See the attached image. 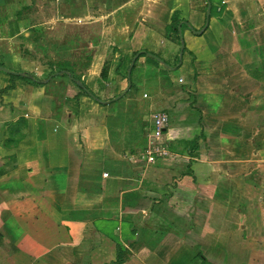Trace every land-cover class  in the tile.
I'll list each match as a JSON object with an SVG mask.
<instances>
[{
    "label": "crops",
    "instance_id": "obj_1",
    "mask_svg": "<svg viewBox=\"0 0 264 264\" xmlns=\"http://www.w3.org/2000/svg\"><path fill=\"white\" fill-rule=\"evenodd\" d=\"M35 1L0 0V66L43 81L0 69V264H264V0H62L51 26Z\"/></svg>",
    "mask_w": 264,
    "mask_h": 264
},
{
    "label": "rangeland",
    "instance_id": "obj_2",
    "mask_svg": "<svg viewBox=\"0 0 264 264\" xmlns=\"http://www.w3.org/2000/svg\"><path fill=\"white\" fill-rule=\"evenodd\" d=\"M28 2H30L31 0H27ZM51 1H54V0H51ZM36 3H33L34 4V6H33V9L32 10H27V11H25V15H27V16H29V17H35V19L36 20H43L44 22L45 21H48V23H51L52 22V19L56 16V14H57V10H58V14H57V18H54L53 19V23H51V24H49L50 26L51 25H56V22L57 21H61L62 20V18H60L61 16L59 15V14H64V12H62L61 11V9H62V5H64V3L62 2V0H60V1H58V2H60V4H57V3H53V4H49V5H47V2H48V0H36L35 1ZM91 12H93L92 13V15L95 13L94 12V10H91ZM90 14V13H89ZM59 15V16H58ZM61 19V20H59V18ZM90 19H88L87 21H89ZM49 21H51V22H49ZM68 21V20H67ZM70 21H72V20H70ZM46 26H48V25H46ZM110 32V34H111V29H107V28H103V33H105V34H107V32ZM114 31V30H113ZM115 32V35L114 36H117L118 35V31L117 30H115L114 31ZM121 33V32H120ZM119 33V34H120ZM125 33H126V31H125ZM122 34V33H121ZM44 38H46V37H44ZM72 41L74 42V43H79L78 42V40H73L72 39ZM39 43H40V48L41 49H47V47L45 46V45H43L42 44V42L40 41V39H39ZM58 49H63V45L61 46V47H58ZM71 54H73V53H71ZM97 53H95V55H96ZM88 55H90V54H88ZM2 57H4L3 59H0V61L2 62V64H5V65H10V63H9V58H8V56H7V54H3V56ZM72 64L74 65V67L73 66H69L68 64H66V62L65 63H61V65L63 66V68L64 69H68V70H70V71H73V69L75 68V67H77V64H78V62H76V61H72ZM68 70H67V72H68ZM76 70V69H75ZM12 71H14V70H12ZM65 71V70H64ZM59 72H61V71H59ZM63 72V71H62ZM183 72L181 71V70H176L175 71V74L178 76V75H180V74H182ZM56 74V73H55ZM69 77V76H68ZM69 78H71V77H69ZM46 79H48V78H46ZM71 80H72V78H71ZM77 89H79L78 87L76 88V90ZM140 91V90H139ZM147 92V94H148V98L146 99V98H144L145 96H144V92H142V91H140V94L142 95V98L143 99H146V100H150L151 99V97H155V93L156 92H154L153 90L150 92V91H146ZM86 96V95H85ZM106 96V95H105ZM91 97V96H90ZM92 99H93V97H91ZM94 100V99H93ZM117 102V101H116Z\"/></svg>",
    "mask_w": 264,
    "mask_h": 264
},
{
    "label": "built area",
    "instance_id": "obj_3",
    "mask_svg": "<svg viewBox=\"0 0 264 264\" xmlns=\"http://www.w3.org/2000/svg\"><path fill=\"white\" fill-rule=\"evenodd\" d=\"M183 81V79H180ZM148 94H145L147 97ZM152 126L148 131V143L145 150L140 154V158L148 164H154L158 160L170 154L168 145L164 139L165 130L169 125L170 117L167 112H155L152 115ZM104 176H109L104 173Z\"/></svg>",
    "mask_w": 264,
    "mask_h": 264
},
{
    "label": "trees",
    "instance_id": "obj_4",
    "mask_svg": "<svg viewBox=\"0 0 264 264\" xmlns=\"http://www.w3.org/2000/svg\"><path fill=\"white\" fill-rule=\"evenodd\" d=\"M66 1H68V0H66ZM175 19H177V17L175 16V17H173V21H175ZM171 28H173V27H170V30H173V29H171ZM175 31L176 32H179L178 31V29H175ZM107 66L105 65L104 66V73H106L107 72ZM64 69V68H63ZM133 69V68H132ZM67 70L68 69H66V71L64 72L63 70H60V71H63L64 72V74L66 73L69 77H71L72 78V82L79 88V90L81 91V92H79V96L80 95H86V96H91V97H93V99L95 100V101H101V98L99 97V96H97V95H95L94 93H93V91L84 83V81L81 79V77L80 76H78L76 73H74V72H72V71H70V70H68V72H67ZM11 76L12 77H21V78H24V79H26L27 81H30V80H32V83H34V84H37V85H40V84H43V81L40 79V78H38L37 76H34L33 74H31L30 72H27V71H24V72H21V74H18V75H14V74H11ZM131 80V79H130Z\"/></svg>",
    "mask_w": 264,
    "mask_h": 264
},
{
    "label": "water",
    "instance_id": "obj_5",
    "mask_svg": "<svg viewBox=\"0 0 264 264\" xmlns=\"http://www.w3.org/2000/svg\"><path fill=\"white\" fill-rule=\"evenodd\" d=\"M210 12H211V2L208 0V8H207V15H208V17H209V15H210ZM183 48H184V45L182 46V52H183ZM134 64H135V60H133V62H132V64H131V67H133ZM0 69H1V70H4V71H6V72H9V73L16 74V75H17V74H21V72L12 71V70H10V69L4 67V66H0ZM130 75H131V69H130V71H129V76H130ZM129 87H131V83H130Z\"/></svg>",
    "mask_w": 264,
    "mask_h": 264
}]
</instances>
